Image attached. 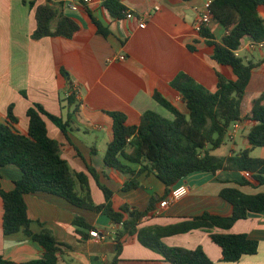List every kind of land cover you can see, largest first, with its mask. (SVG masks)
Instances as JSON below:
<instances>
[{"label": "crops", "instance_id": "1", "mask_svg": "<svg viewBox=\"0 0 264 264\" xmlns=\"http://www.w3.org/2000/svg\"><path fill=\"white\" fill-rule=\"evenodd\" d=\"M205 0H120L133 13L132 19L111 17L101 0L81 4L77 11L66 9L59 0H0V124H7L11 107L14 121L10 129L20 135L28 130L26 111L33 104L66 123L62 132L53 122L43 117L47 135L56 141L59 154L72 173L83 174L86 187L76 184L78 195H89L94 205L104 203L99 185L112 192L114 210L126 205L144 211L151 199H157L152 209L141 220L140 228L174 226L192 217L209 213L228 217L232 205L220 196L224 188H235L247 195L264 193V184L253 181L241 171L197 172L166 187L145 167L119 156L130 172L124 174L104 164L103 157L112 140V118L117 112L125 117V124L136 126L147 111L168 120L173 115L158 103L157 92L184 115L188 110L172 82L184 74L179 84L192 81L214 92L218 77L236 80L232 68L213 59L214 47L200 34L207 28L214 42L221 44L225 29L215 21L198 24ZM32 3V5H31ZM52 7L56 15L50 21L54 29L60 15L74 20L78 29L70 38L44 36L36 38L35 11L41 6ZM157 8V10H156ZM149 12L145 27L140 28L138 16ZM257 13L264 24V7ZM242 38L235 55L245 64H254L244 98L249 101L264 89V51ZM124 59L120 60L119 57ZM74 94V105L68 98ZM77 110L74 112V106ZM242 128L230 141L229 153L235 155L249 148V156L264 160V147L250 148L246 139L252 122L242 121ZM89 168L94 169V178ZM14 165L0 168V188L13 189V182L21 177ZM132 178L137 187L124 191L125 182ZM97 180V181H96ZM247 181V183H244ZM98 182V183H97ZM242 184V185H241ZM188 192L169 202L165 208L159 203L180 187ZM29 230L38 233L43 228L52 232L56 242L64 244L57 254L58 264H108L116 254L114 243L118 225L88 208L78 207L66 199L45 192L24 195ZM3 204L0 197V256L14 263L39 259L43 249L27 236L23 229L13 234L2 232ZM79 217L104 235L94 241L89 232L73 224ZM91 231V230H90ZM210 233L245 234L258 243L257 252L244 255L236 262L220 263V248L212 243ZM118 264H162L161 257L142 246L136 236L122 238ZM167 247L195 249L201 247L206 256L219 264H264V212H250L228 230L212 227L194 229L164 236L159 240ZM150 262V263H146Z\"/></svg>", "mask_w": 264, "mask_h": 264}, {"label": "trees", "instance_id": "2", "mask_svg": "<svg viewBox=\"0 0 264 264\" xmlns=\"http://www.w3.org/2000/svg\"><path fill=\"white\" fill-rule=\"evenodd\" d=\"M101 4L113 18L122 17L126 10L120 0H101ZM259 6L264 7V0H212L211 19L220 24L226 34L221 44L214 42L210 31L205 27L200 29V34L214 47L213 59L230 66L236 80L228 81L219 76L216 90L209 92L189 79L179 84L178 81L184 79L185 75L178 74L172 85L180 93L188 115L178 111L159 93L154 94L155 100L173 115L172 120L147 111L138 125L128 126L122 114L108 113L112 118V140L103 157L106 166L130 174L120 163L119 156L129 162L145 163L147 170L153 172L166 187L193 173L215 174L222 170L247 172L253 181L264 184V160L250 157L249 148L225 157L212 153L225 143L227 131L236 121L253 123L246 134L250 148L264 147V89L249 101L244 98L254 64H245L235 55L242 38L248 37L252 42L264 40V24L257 13ZM55 15V10L47 5L36 9V38H70L77 31V23L62 15L54 29H51L50 21ZM73 96L71 93L68 98L69 105L75 104ZM11 109L10 107L7 111L8 123L0 124V168L14 165L22 174L13 182L11 191L5 192L0 188L3 204L2 232L9 235L23 229L27 236L40 245L43 254L39 259L23 263H14L0 256V264H58L57 254L61 248L66 247L56 242L48 229L43 228L35 234L29 230L31 221L24 202L26 194L45 192L62 197L75 206L100 213L112 224L118 225L114 237L116 254L108 264L120 262L118 257L122 248L121 240L125 236H136L142 246L161 257L159 261L162 264H219L212 262L201 247L192 250L167 247L159 240L164 236L194 229L216 227L228 230L250 212H264V193L247 195L235 188H224L220 191V196L232 205V213L228 217L203 213L174 226L140 228L141 220L157 199H151L144 211L130 209L126 205L114 210L111 204L112 192L97 182L104 195V203L94 205L87 195L85 176L70 171L67 162L59 154L58 143L48 137L43 117L53 122L62 132H65L66 123L60 117L47 112L41 105L33 104L26 111L27 133L20 135L9 127L14 121ZM76 110L77 105L73 111ZM88 170L96 178L94 169ZM77 183L85 186L86 195H78L75 190ZM245 183L247 181L242 184ZM135 187L136 181L129 178L122 190ZM73 224L87 232L95 230L79 217L73 219ZM209 238L220 248V263L236 262L244 255L255 254L258 249V243L245 234L210 233Z\"/></svg>", "mask_w": 264, "mask_h": 264}, {"label": "built area", "instance_id": "3", "mask_svg": "<svg viewBox=\"0 0 264 264\" xmlns=\"http://www.w3.org/2000/svg\"><path fill=\"white\" fill-rule=\"evenodd\" d=\"M59 1L62 2L64 7L70 11H77L81 4L89 5L90 3H92V0H59ZM211 3H212V0L204 1L203 12L198 18V24L205 25L209 23L210 21H212L211 15H210ZM123 15L125 16L126 19H132L134 17L133 13L128 10L123 11ZM149 15L150 13L146 12L138 16L137 20H138L140 28L145 27V21L149 17ZM251 45L258 50L264 51V40H261L258 42H252ZM119 59L123 60L124 57L120 56ZM242 125L243 123L241 121L233 122L227 131L226 137H228L229 139H232L236 135V133L242 128ZM187 192H188V187L186 186L180 187L179 189L170 192L168 197L163 199L159 203V206L161 208H165L169 204L170 201L184 196ZM89 238L94 241H100L104 239V235L100 232H97L96 230H91L89 231Z\"/></svg>", "mask_w": 264, "mask_h": 264}, {"label": "rangeland", "instance_id": "4", "mask_svg": "<svg viewBox=\"0 0 264 264\" xmlns=\"http://www.w3.org/2000/svg\"><path fill=\"white\" fill-rule=\"evenodd\" d=\"M230 141L231 139H229L228 137L225 139V143L219 148L216 149L215 151H213L212 153L217 155V156H224L227 153H229V148H230Z\"/></svg>", "mask_w": 264, "mask_h": 264}]
</instances>
